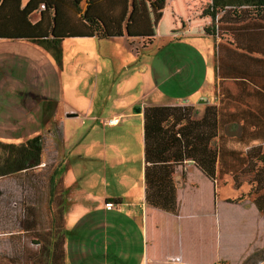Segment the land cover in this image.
Returning a JSON list of instances; mask_svg holds the SVG:
<instances>
[{"label": "crops", "instance_id": "1", "mask_svg": "<svg viewBox=\"0 0 264 264\" xmlns=\"http://www.w3.org/2000/svg\"><path fill=\"white\" fill-rule=\"evenodd\" d=\"M87 6L88 4L86 9ZM225 25L223 38L207 34L205 26L203 30L196 29V33L214 38L216 60L215 96L211 98L204 94L197 102L179 101V98L167 94L155 99L154 94L159 89L155 84L148 90L145 88L132 96L123 94L118 83L117 90L114 91L117 75L126 76L128 73L129 77L136 67L134 55L127 52L129 51L127 48L131 47L129 43L133 44L134 41L130 33L128 34V29L116 35L118 40H121V50L119 48L114 50L108 45L116 40L110 31V38L106 40H99L96 37L68 38L89 40L88 43L79 45L78 50L73 48V53L69 56L65 53L64 41L67 40L65 39L62 43V66L57 64L49 51L35 43L36 47H32L40 59L44 58L47 64L56 66L59 75L58 88L62 96L59 98L49 94L42 96L35 104L36 110L42 107V110L37 111L40 117L33 110H29L26 115L27 122L32 119L31 123L37 124V135L46 131L54 132L52 125L60 124L63 129L62 145L65 151L63 158L67 153L72 154L69 145L73 140L78 139L81 142L77 155L80 178L91 181L94 185L103 183L104 189L96 192L94 187L80 186L79 191L71 190L67 194L68 182L76 178L67 170L64 174L66 205L73 202L70 195L73 193L80 199L81 211L102 212L105 224L111 216L116 218L115 229L119 231L112 237L115 244L114 253L116 259L123 260L117 264H130L133 256L135 258L138 256L141 264H194L187 256L189 251H185V244L187 240L192 239L193 242L195 237L197 239L200 235L197 233L196 225L203 229L196 243H199L200 247L205 245L203 251H206L207 246L210 248V239L207 238L211 235L209 236L207 228H212L213 222L207 219L210 216L208 215L210 200L207 197L212 196L210 201L212 205L213 202L215 205L216 201L222 204L224 212L228 211L230 217V207L226 206L230 200L221 199L222 195L218 194V188L227 185V179L231 180L232 176L225 174L219 177L218 170V177L212 180L201 171L195 159L177 160L179 144L174 148L172 138L169 141L168 135L156 138L151 134L148 141L144 113L146 107L152 106H187L191 107V117L194 120L204 115L206 106L221 105L224 125L223 127L220 125L218 131L223 134L225 146L230 150L240 148L239 138L247 121L249 131H264V127L259 128L256 124L257 121H264V25L258 23L254 26L250 22H240L237 25L241 26L235 27L229 21ZM188 27L195 26H187V29ZM174 31L173 34L179 33L176 29ZM181 32L186 35L195 34L185 30ZM96 40L107 42L109 54L102 50L101 43H94ZM132 51L134 52L133 46ZM53 70L55 71L54 67ZM79 82L82 90L76 88ZM38 89L41 88L38 86ZM179 112L181 116L185 115L183 108L179 109ZM111 120L115 121L111 123ZM71 123H78V126L69 127ZM157 127L158 122L150 117L149 132H156ZM234 131L238 132V135H234ZM186 136L192 147L195 140L199 145V129L196 138L194 126L190 135ZM261 143H264V138L260 140L255 138L249 145ZM148 147L150 153L147 152ZM148 156L157 157L160 166H153V160H149ZM63 163L67 161L63 160ZM109 181H114L120 188L115 184L116 188L107 189ZM110 201L113 202V206L109 209L107 203ZM69 218L66 208L65 230L69 228L70 221L77 220ZM123 218L135 222L136 241H139V245L134 247V255L133 237L126 239L125 233L120 236V232L125 231L126 227ZM223 219L227 222V214ZM217 222L221 227L220 220ZM89 223L90 221L85 222L84 226H88ZM95 227L99 226H92ZM85 240V237L81 239L82 242ZM83 246L85 250L88 248L86 245ZM68 247L65 243V264L69 262ZM109 252L108 248V255ZM210 260L212 264L214 261L212 256Z\"/></svg>", "mask_w": 264, "mask_h": 264}, {"label": "rangeland", "instance_id": "2", "mask_svg": "<svg viewBox=\"0 0 264 264\" xmlns=\"http://www.w3.org/2000/svg\"><path fill=\"white\" fill-rule=\"evenodd\" d=\"M92 1L93 4L87 10V0H77L88 15L98 17L108 32L116 37V40L108 44L110 47L121 50V40H118L116 35L127 29L131 39L134 40L133 44L129 43L131 47L127 48L129 50L127 52L134 55L136 67L129 77L128 73L126 76L117 75L114 91L117 90L118 83L119 90L124 92L123 94L132 96L145 88L148 90L155 84L159 88L154 94L155 99H159L163 94L179 98V101L197 102L204 94L214 98L215 40L211 36L196 33L197 30H203V26L207 28L218 23L204 13L210 0H169L163 3L159 0ZM187 26L195 27L187 29ZM174 29L179 33L173 34ZM183 29L185 32L195 34H183L181 32L184 31ZM88 41L65 40V53L71 55L73 48L78 50L79 45ZM94 43H101L102 50L105 54H109L106 41L96 40ZM32 47H36L35 44L26 40L13 42L0 39V141L5 143L20 144L36 137L37 124L31 123L32 119L27 122V112L33 110L37 113L38 109L42 110V107L36 110L35 104L46 94L57 98L62 96L58 88L59 75L56 66L47 64L44 58L40 59L41 57ZM38 86L41 89H38ZM76 88L82 90L80 82L77 83ZM36 115L40 117L38 113ZM70 125L69 127L76 128L78 123ZM233 134L238 135V132L234 131ZM45 139L44 163L29 172L0 176V264H38L43 248L39 234L49 231L53 209L56 208L54 206L51 208L49 205L52 188L50 177L60 162L67 161L63 163V175L69 170L76 177L68 182L67 194L71 190L79 191L80 186L94 187L96 192L104 189L103 183L94 185L91 181L80 178V163L77 155L80 152L81 142L78 139L70 143L69 149H72L70 150L72 154L67 153L65 158H63L65 151L60 130H55L51 137L46 135ZM254 174L252 171L242 176L241 187L235 186L232 177L231 180L227 179V185L218 188V194L222 195L221 199L230 200V203L226 204L230 207V217L227 210L224 212L222 204L216 201L215 205L214 202L212 205L210 202L212 196L207 197L210 200L208 202L210 216L207 219L213 222V227L207 228L209 236L211 235L207 239H210L211 243L209 242L210 248L207 246L206 251H203L205 245L200 247L199 243H196L203 231L196 225L195 228L200 235L197 239L195 237V241L187 240L185 244V251H189L187 256L194 264H211V256L214 259L212 264H242L248 255L264 248V212L255 203L258 193L254 192L252 184ZM115 184L118 185L114 181H109L107 189L111 190ZM61 186L59 183L57 191H60ZM70 195L73 202L67 203V213L70 215L69 219L77 220L70 221L69 228L65 230V240L69 246L68 264L122 263L123 260L116 259L115 244L112 240L119 231L115 229L116 218L111 216L105 224L102 212L81 211L79 197H75L73 193ZM32 202L36 203L32 204ZM25 207L30 210L25 212ZM225 214H227V222L223 219ZM87 221H90L89 225L84 226ZM123 221L126 227L125 231L120 232V236L125 233L126 239L133 237L134 255V247L139 245V241H136L135 222L126 219ZM102 222L104 224H101ZM94 225L99 227L92 228ZM83 237L86 239L85 242L81 241ZM83 245L88 248L85 250ZM137 254L138 250L136 256ZM137 258L138 256L136 258L133 256L130 264H141V260ZM260 264H264V261Z\"/></svg>", "mask_w": 264, "mask_h": 264}, {"label": "trees", "instance_id": "3", "mask_svg": "<svg viewBox=\"0 0 264 264\" xmlns=\"http://www.w3.org/2000/svg\"><path fill=\"white\" fill-rule=\"evenodd\" d=\"M164 1L159 0V2ZM92 3V0H87V10ZM204 13L218 22L206 28L207 34L223 38L227 21L232 22L235 27H240L241 25H237L240 22H250L254 26L258 23L264 25V0H211ZM86 37L106 40L110 38V34L104 23L98 17L88 15L77 0H0V39L26 40L35 43L49 51L59 66L63 63V41L68 38ZM218 46L220 47V44ZM181 108L185 110V115L181 116L179 112ZM222 109L221 105H208L200 119L192 120L191 107H146L144 111L146 139L149 141L151 134L156 138L168 135L169 141L172 138L174 148L179 144L177 160L195 159L201 171L212 180L218 177L219 170V177L230 174L234 178L235 186L241 187L242 176L253 171L255 174L252 184L254 192L258 193L255 203L264 212V143L249 145L252 139L264 138V131H249L250 126L247 125V121L239 138L240 148L230 150L225 146L223 134L218 131L220 125L222 127L224 125ZM150 117L158 122L154 133L149 132ZM256 124L259 128L264 127V121H257ZM193 126L195 138L199 129V145L195 140L192 147L191 141H187L186 134L190 135ZM52 127L54 132L61 131L62 139L63 129L60 124H53ZM54 132L44 133L52 136ZM44 133L20 144L0 141V176L29 172L44 163L46 149ZM150 151L148 147L147 152ZM147 158L153 160V166L159 165L157 157ZM63 173L62 161L50 177L52 188L49 205L51 208L52 206L56 208L53 209L49 231L39 234L43 248L38 264H65L66 194ZM59 183L62 186L60 191H57ZM57 198L59 201L56 202ZM110 203L113 204L112 201ZM25 208V212L30 210ZM263 261L264 248L248 255L242 264H260Z\"/></svg>", "mask_w": 264, "mask_h": 264}, {"label": "built area", "instance_id": "4", "mask_svg": "<svg viewBox=\"0 0 264 264\" xmlns=\"http://www.w3.org/2000/svg\"><path fill=\"white\" fill-rule=\"evenodd\" d=\"M114 121H115V120H111V123H112V122H114ZM112 206H113V204H112V203H107V208H109V209H110Z\"/></svg>", "mask_w": 264, "mask_h": 264}, {"label": "water", "instance_id": "5", "mask_svg": "<svg viewBox=\"0 0 264 264\" xmlns=\"http://www.w3.org/2000/svg\"><path fill=\"white\" fill-rule=\"evenodd\" d=\"M178 261V260H177Z\"/></svg>", "mask_w": 264, "mask_h": 264}]
</instances>
